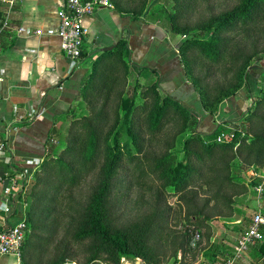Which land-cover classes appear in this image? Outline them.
Masks as SVG:
<instances>
[{"label": "rangeland", "instance_id": "obj_1", "mask_svg": "<svg viewBox=\"0 0 264 264\" xmlns=\"http://www.w3.org/2000/svg\"><path fill=\"white\" fill-rule=\"evenodd\" d=\"M112 1L115 4L118 2L120 8L125 11L136 13L138 16H146L156 0ZM159 1H162L169 10L173 9L178 15L180 32L178 30L179 33L176 34L175 39L180 45L183 38L186 37L184 32L188 34V37L203 32L210 24L216 25L223 18L242 9L245 0ZM5 4L6 2L0 1V5ZM260 15L259 23L250 31L242 25H235L223 32V36L230 38L231 45L220 64L205 59L199 46L190 45L186 49V79L191 85L198 84L196 88L200 99L198 102L202 105L205 103L206 107L213 112V115H210L203 105L204 110L215 123L212 124L211 128L207 127L205 129L208 133L212 132L218 123H223L229 119L225 117L218 119L220 110L218 102L222 98V92L233 91L240 82L238 77L243 68L240 60L242 56L254 54L258 50L264 66V7ZM262 73L263 69L255 68L249 74L250 85L256 91H260V88L264 87V81H261ZM133 74L132 70L121 72V79L124 80L125 78L127 81H119V83L113 85L112 81L109 80L103 86L99 85L96 89L86 91L76 102L74 109L65 118L62 125L59 126L60 136L56 137L55 144L60 145V137L62 139L66 137L70 131L69 129L80 137L79 126H75L74 122L78 121L83 115L94 116L105 111L108 114L104 131V141L107 142L105 143L106 147L113 135L111 131L120 124L119 114L122 113V99L127 96L132 97L133 94L137 95L136 102H141L144 99L143 87L136 80L137 76ZM142 76L138 78L144 84L146 80ZM257 78H260L259 82ZM97 82L99 83V81ZM241 90L243 95L246 96V88L242 87ZM175 98L190 109L197 107L196 103L192 102L189 105L185 100ZM243 98L240 97L242 101L238 105L242 107V113L252 103V98ZM189 122L190 117H188V114H181L158 134L152 136L147 133L144 150L139 155V158L143 160L140 168H135L133 163H129L127 158L128 149L121 144L120 153L115 161L112 157L105 158L97 165L91 175L83 176L77 186L72 188L70 183H67L68 185L64 190L52 193L50 196L55 200L43 207L44 210L48 211V214L41 213V217H37L40 222L35 224L33 231L31 229L32 234L29 236L28 248L30 250L38 248V251L32 255L29 264H50L58 255L65 256L68 261L75 264H89V259L93 255L89 249L91 241L84 238L82 240L75 238L77 233L76 224L87 214V210L91 205L90 199L94 186L102 182L109 173L114 179L109 195L110 204L113 216L120 224L129 225L144 219L151 220L158 213L162 216L163 219L161 218L162 220L158 222L162 229L154 230L156 236L149 242L152 246L153 255L160 257V264H168L173 260L176 246L183 235L189 234L191 239L193 238L194 232H196V229H193L196 226L195 220L203 215L205 216L204 226L198 229L201 233V239L197 247L208 245L211 242L212 225L219 218L234 214L237 209V201H235L238 199L237 195L245 190L248 191L245 181L250 168L253 167L263 172L264 149L261 146L257 148L245 146L241 149H233L228 153H223L211 164L205 177L193 181L184 192L176 195L170 194L168 185L165 184L164 180L159 179L156 175L142 174V171L145 169L147 171L151 170L154 157H160L169 149L181 146L180 139L184 140L185 137L191 134ZM223 124L229 128L227 123ZM89 139L90 137L86 132L80 137L78 145L80 146L81 142L82 144L86 143ZM131 146V151L136 152L134 144ZM179 156L181 157V154ZM233 173L235 175L237 173L245 179L246 187L243 190L222 181L223 177ZM53 224L58 231L45 233L46 228L49 225L52 227ZM190 236L188 237L190 238ZM191 248L193 247L187 244L186 249ZM142 261L145 262L143 259ZM91 264L107 263L100 257L99 260Z\"/></svg>", "mask_w": 264, "mask_h": 264}, {"label": "crops", "instance_id": "obj_2", "mask_svg": "<svg viewBox=\"0 0 264 264\" xmlns=\"http://www.w3.org/2000/svg\"><path fill=\"white\" fill-rule=\"evenodd\" d=\"M65 1L15 0L9 24L0 30V140L6 142L5 151L0 153V223L7 226L27 220L28 188L50 144L55 143L56 130L72 112L89 75L95 69L108 68L118 55H126L132 69H150L148 78H152V69L157 70L161 87L189 105L196 103L191 109L199 113L203 130L215 124L186 79L178 42L150 17L135 18L116 7L96 9L86 17L89 34L77 61L65 54L58 35L29 32L37 27H57L58 10ZM0 6L4 11L7 5ZM240 97L244 99H226L218 119L238 118L242 114ZM249 172L248 191L237 195L234 214L212 225L211 242L205 247L178 249L168 264H227L259 208L251 181L261 179L264 170L252 167ZM28 246L26 243L21 259L3 255L0 264H28L38 251ZM235 264H264V240L251 244Z\"/></svg>", "mask_w": 264, "mask_h": 264}, {"label": "trees", "instance_id": "obj_3", "mask_svg": "<svg viewBox=\"0 0 264 264\" xmlns=\"http://www.w3.org/2000/svg\"><path fill=\"white\" fill-rule=\"evenodd\" d=\"M113 4L121 11H125L120 8L118 2L116 4L113 2ZM263 7L264 0H245L242 9L223 18L216 25L210 24L203 32L192 34L190 37L184 32L186 37L179 45V51L186 78L187 63H185V55L186 49L190 45L199 46L205 59L220 64L231 45L230 38L223 36V32L235 25H242L248 31L252 30L259 23L258 19L261 16ZM125 12L131 14L132 17H140L136 13ZM146 17H150L161 24L172 38H175L176 34L180 32L178 15L173 9L169 10L162 1L156 0ZM4 21L5 13L0 10V26L3 25ZM259 55L258 50H256L254 54L242 56L240 60L243 68L238 77L240 82L233 91L222 92L223 95L219 99L218 105L221 108L222 103L232 96L252 98V103L240 117L223 122L227 123L229 128L224 126L223 123H218L210 133L201 129L199 113L185 106L175 96L161 87L157 70H151L153 75L158 76L157 79L153 75L152 78H148L147 71L150 69L147 70L145 67L136 68L137 70L132 69V66L130 67L127 62L128 57L126 55L116 56L114 62L106 69H95L89 75L79 99L86 91L96 89L99 85L103 86L109 80L112 81L113 85L119 83V81H127L125 78L122 80L123 78L121 79L120 75L121 72H127L130 68L137 76L138 83L143 87L144 99L141 102H136V94L122 99V113L119 114L121 121L119 126L111 131L113 135L106 147L105 143L107 142L104 141V131L108 114L105 111L94 116L83 115L78 121L74 122L75 126H79L80 137L86 132L90 137L86 143L82 144L81 142L79 146L80 137L69 129L70 131L66 137L63 139L60 137L59 146L55 143L50 144L47 156L37 169L27 192V223L29 224V230L31 227L33 231L35 224L40 222L37 217H41V213L48 214V211L44 210L43 207L55 200L50 196L52 193L64 190L68 185L67 183H70L72 188L77 186L79 180L83 176L91 175L97 165L105 158L112 157L115 161L120 153L121 144L128 149L127 158L129 163H133L135 168H140L143 160L139 158V155L144 150L147 140L146 134L149 133L152 136L158 134L181 114H188V117H190L189 129L191 134L185 137L184 140L180 139L181 146L178 148L174 147L162 156L154 157V163L150 171L146 169L142 171V174L156 175L159 179L164 180L165 184L168 185L170 194L176 195L184 192L193 181L205 177L208 168L223 153H228L233 149H241L245 146L251 148L261 146L264 149V87L260 88V91H256L251 87L249 81V74L255 68L263 69L261 81H264V66ZM139 76L145 77L146 82L144 84L140 82ZM257 81L259 82L260 78H257ZM192 86L196 90L198 84H192ZM242 87L246 88V96L242 93ZM203 105L206 111L213 115V112L206 107L205 103ZM222 134H226V140H218ZM57 136H60L59 129L56 130ZM132 144H134L136 152L131 151ZM179 154H181V157ZM112 180H114L113 176L109 173L102 182L94 186L90 199L91 205L87 210V214L76 224L77 233L75 238L77 240L84 238L91 241L89 249L93 255L89 259V264L99 260L100 257L107 264H122L124 257H140L146 264H160L161 259L158 255H153L152 246L149 242L156 236L153 231L162 229L158 225V222L163 219L162 216L158 213L151 220L144 219L129 225L120 224L113 216L110 204L109 195L111 194ZM215 180L217 181V179ZM244 180L237 173L222 178V181L239 190L246 187L247 184L245 185L246 181L244 182ZM259 180L260 178L257 177L252 179L251 183L255 185ZM204 218L203 215L195 220L196 226L193 229H196V232H200L198 229L204 226ZM52 227L54 231H51ZM52 227L49 225L45 233L58 231L54 224ZM31 234L26 237L23 251ZM186 235H183L181 241L177 244L174 256H177L178 249H186L187 244L191 245V236ZM50 264L75 263L68 261L65 256L58 255Z\"/></svg>", "mask_w": 264, "mask_h": 264}, {"label": "built area", "instance_id": "obj_4", "mask_svg": "<svg viewBox=\"0 0 264 264\" xmlns=\"http://www.w3.org/2000/svg\"><path fill=\"white\" fill-rule=\"evenodd\" d=\"M0 1L6 2L7 5L4 10L5 21L0 26V30H2L9 24L10 13L15 0ZM100 7L115 8L111 0H66L58 10L59 25L57 27H37L29 32L37 36L58 35L61 38V46L65 54L71 60L77 61L83 54V43L85 37L89 34V28L85 21L86 17L93 14ZM226 139V134H222L218 138V140ZM5 149L6 142L0 140V153L4 152ZM254 192L259 203L258 211L254 215L250 226L242 232L234 247L233 254L227 260V264H235L251 244L258 240H264L262 231V226H264V175L254 185ZM28 232L29 224L26 219H22L11 226L0 223V256L14 255L21 259ZM200 239L201 233L196 232L191 240V246H197ZM125 258L122 259V264H124Z\"/></svg>", "mask_w": 264, "mask_h": 264}, {"label": "water", "instance_id": "obj_5", "mask_svg": "<svg viewBox=\"0 0 264 264\" xmlns=\"http://www.w3.org/2000/svg\"><path fill=\"white\" fill-rule=\"evenodd\" d=\"M249 172L248 174H250ZM124 264H146L139 257H126Z\"/></svg>", "mask_w": 264, "mask_h": 264}]
</instances>
